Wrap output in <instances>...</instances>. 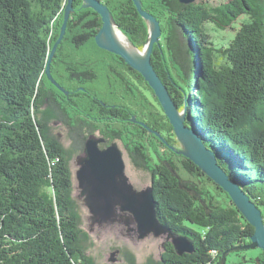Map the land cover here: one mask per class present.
Segmentation results:
<instances>
[{"label": "trees", "instance_id": "obj_1", "mask_svg": "<svg viewBox=\"0 0 264 264\" xmlns=\"http://www.w3.org/2000/svg\"><path fill=\"white\" fill-rule=\"evenodd\" d=\"M140 1L160 24L151 64L171 100L179 112L186 109L190 126L214 151L219 166L261 210L264 0H225L215 7L203 2ZM66 3L0 0V264H97L87 254L90 237L82 227V204L73 196L70 162L75 151L63 145L50 125L53 120L65 121L60 105L72 117L67 124L71 132L78 131L83 115L107 133L109 142L123 144L135 167L151 175L159 222L193 243L192 253L179 256L170 242H164L159 259L148 257L143 264H220L225 251L249 243L254 229L227 194L172 150H179L173 128L140 74L118 56L127 69L107 66L106 58H101L108 69L105 88L114 99H102L91 88L98 78L95 61L79 59L75 51L94 40L102 23L81 0H73L66 34L52 61L59 66L68 61L71 74L61 84L74 90L78 99L65 100L44 75ZM105 4L118 30L142 50L149 28L133 1ZM209 26L233 30L226 45L217 44ZM76 59L82 65H72ZM80 85L85 89H75ZM142 87L159 108L149 102ZM133 117L136 122L130 121ZM126 118L130 124L124 123ZM121 253L125 264H136L131 251ZM243 263L264 264V253Z\"/></svg>", "mask_w": 264, "mask_h": 264}, {"label": "water", "instance_id": "obj_2", "mask_svg": "<svg viewBox=\"0 0 264 264\" xmlns=\"http://www.w3.org/2000/svg\"><path fill=\"white\" fill-rule=\"evenodd\" d=\"M81 1L83 8L93 10L101 18L102 25L94 36L97 47L121 58L126 65L138 72L152 89L173 128L175 137L181 144V149L176 150L172 148V150L192 162L207 178L227 194L246 222L254 229L249 243L225 251L221 255L220 264H226L228 255L233 252L259 249L264 253V220L262 211L219 166L214 151L204 145L202 138L190 126L186 109L184 108L181 112L177 110L167 88L151 64L154 45H158L159 38L161 37V28L157 19L142 9L140 0H132L139 15L149 28L148 39L143 47V49L146 48V52L142 58L136 59L114 40L111 29L112 24L115 26L116 24L112 19L109 8L101 4L99 0ZM178 1L184 5L196 2V0ZM72 12L73 0H67L59 35L52 45L44 70L47 80L65 96H68L69 92L53 79L51 64L57 48L64 39ZM116 28L118 29L117 26ZM81 90L83 89L81 88ZM130 121L136 122L134 117ZM140 125L146 127L142 123ZM151 132L162 140L159 133ZM84 156V160L80 163V167L75 173V179L80 190L79 199H82L84 206L87 208L92 224L120 222L117 214L119 211L125 213L124 220L122 221L126 225L133 224L136 226L140 239L149 234H153L155 237L166 235V238L170 241L179 256L193 252V243L187 236L173 233L157 219L156 202L152 187L153 180H151L150 185L144 190L137 191L134 189L125 174L122 152L115 143L101 150L98 147V139L91 136L85 143Z\"/></svg>", "mask_w": 264, "mask_h": 264}, {"label": "rangeland", "instance_id": "obj_3", "mask_svg": "<svg viewBox=\"0 0 264 264\" xmlns=\"http://www.w3.org/2000/svg\"><path fill=\"white\" fill-rule=\"evenodd\" d=\"M224 1L225 0H196V3L203 2L215 7ZM208 28L210 29V35L218 45H226L233 34V30H230L229 28L224 31H218L211 26ZM75 52L77 53L78 57H80L79 59H90L95 61L96 65L94 68L98 78L93 84H90V86L95 92L98 93L100 98L112 101L114 98H111V95L108 94L109 92H107L105 88V76L108 69L104 64H102V62H99L101 58L105 59L106 56L104 54L102 55V52L99 51L95 41L90 40L84 46H82L80 50ZM141 92L155 108H159L153 95L146 89V87H142ZM52 131L54 134L64 133L62 127L58 125H52ZM96 136L101 137V135L98 133H96ZM67 137L72 140L70 146H68L69 143L67 140L62 138L59 140L66 148H71L75 151L70 162V168L74 176L73 196L82 204V227L90 237L91 245L88 246L87 254L91 256L97 264H125L124 256L121 253V250L123 249H127L133 253L136 264H143L148 257L158 260L163 250V243L170 242L166 238V235L155 237L153 234H149L146 237L140 239L136 231V226L133 224H129L128 226L123 221H117L114 223L105 222L102 224L91 223L90 214L87 208L84 206L82 199H79L80 190L78 189L77 181L75 180V173L78 170L75 159L77 156V150H79V142L73 141V138H76V134H68ZM111 143L112 142L108 141V144ZM114 143L122 152V158L125 164V174L129 178V181L133 185L134 189L137 191L146 189L151 183V175L148 172L142 171L135 167L128 151L120 141L115 140ZM175 147L177 149H181V144L177 142ZM261 211L264 216V208H262ZM260 251L261 250L259 249H248L238 251L237 253H231L227 257L226 264H245L243 263L244 259H256L260 254Z\"/></svg>", "mask_w": 264, "mask_h": 264}, {"label": "flooded vegetation", "instance_id": "obj_4", "mask_svg": "<svg viewBox=\"0 0 264 264\" xmlns=\"http://www.w3.org/2000/svg\"><path fill=\"white\" fill-rule=\"evenodd\" d=\"M99 1H100L101 4L106 5L105 3H106L107 0H99ZM65 61L66 60H64L62 62L63 65H60V66L59 65H55V64H51L52 65V68H51L52 77H53L54 80H56L61 86H63L69 92L68 98H67V96L64 97L65 100L66 99L68 100L69 98H72L74 100H77L78 98L75 97L74 90H68L67 89V86L65 84L64 85L61 84V81L63 82V80L65 79V77H68L71 74L69 72V70H68L69 63H68V61L67 62H65ZM82 63L83 62H81V61H79V60L76 59V61L73 62V63H71V64L72 65L73 64H78V65L81 64L82 65ZM106 65L107 66L108 65H111V66H113L116 69H120V68H123L124 70L127 69L124 65L121 64V61L117 57H115V55L112 56V57L106 56ZM70 68L72 69L71 71H73V67H70ZM127 72H128L127 74L130 77V71H127ZM134 72H136V71H134ZM134 76L137 77V74H135ZM126 79H128V76H126ZM128 83H131V82L128 80ZM132 84L135 87H137L136 82H133ZM81 88L85 89V87L84 86H81V85L78 86V87H76L75 89H81ZM83 93H85V92H83ZM62 104H64V103H62ZM95 106L96 105H94V107ZM60 109H64V113L63 114H64L65 121H56V120H53V121L50 122V125L51 126L52 125H58V126L62 127L64 133H57V134H54L53 132L52 133L58 139L62 138V139L67 140V142L69 143L68 146H70L72 140L69 139L67 137V135L68 134H71V135L72 134H76V138L75 139L76 140H79V144H80V148H81V150L80 149L77 150V153H76L77 156H76V159H75L76 165L78 166V169H79L80 163L84 160V157H85L84 156V148H85V143H86V141H87V139L89 137L94 136V137H96V139H98V147L101 150H104L105 148H107L111 144H108V140L105 137V136H107V133L106 132H101L100 129H96L95 123L93 121H91V118L90 117L85 118L83 115H81L80 116V124H79V126H77V130L78 131L71 132V130H69L70 128L67 126V124L73 122L72 117H71V120H70V116L68 115L67 110L65 108H62L61 105H60ZM102 113H104V111H102ZM91 117L94 118V116H91ZM129 120H130L129 118H126L123 121H124V123L130 124L131 122ZM133 124L136 125V126H138L137 123H133ZM106 130L109 132L111 130V128L108 127V128H106ZM96 133H98L99 135H101V137L96 136ZM117 214H118V220L119 221L124 220L125 213H121V212L118 211Z\"/></svg>", "mask_w": 264, "mask_h": 264}, {"label": "bare ground", "instance_id": "obj_5", "mask_svg": "<svg viewBox=\"0 0 264 264\" xmlns=\"http://www.w3.org/2000/svg\"><path fill=\"white\" fill-rule=\"evenodd\" d=\"M112 36L114 38V40L116 41V43L122 47L124 50H126L131 56H133L136 59H140L144 56L145 52H146V48L143 50H138L136 48H134V46L128 41V39L126 38V36H124L117 28L114 24H112Z\"/></svg>", "mask_w": 264, "mask_h": 264}]
</instances>
